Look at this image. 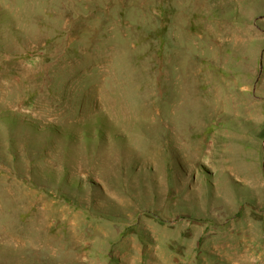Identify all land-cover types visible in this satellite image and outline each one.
Returning <instances> with one entry per match:
<instances>
[{
	"label": "rangeland",
	"instance_id": "1",
	"mask_svg": "<svg viewBox=\"0 0 264 264\" xmlns=\"http://www.w3.org/2000/svg\"><path fill=\"white\" fill-rule=\"evenodd\" d=\"M0 264H264V0H0Z\"/></svg>",
	"mask_w": 264,
	"mask_h": 264
},
{
	"label": "bare ground",
	"instance_id": "2",
	"mask_svg": "<svg viewBox=\"0 0 264 264\" xmlns=\"http://www.w3.org/2000/svg\"><path fill=\"white\" fill-rule=\"evenodd\" d=\"M207 147V146H206ZM210 150V149H209ZM207 151V150H206ZM207 153V152H206Z\"/></svg>",
	"mask_w": 264,
	"mask_h": 264
}]
</instances>
